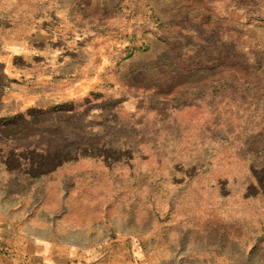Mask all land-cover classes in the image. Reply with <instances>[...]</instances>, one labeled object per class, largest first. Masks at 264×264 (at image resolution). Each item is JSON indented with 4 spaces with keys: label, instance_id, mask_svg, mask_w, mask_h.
Segmentation results:
<instances>
[{
    "label": "rangeland",
    "instance_id": "1",
    "mask_svg": "<svg viewBox=\"0 0 264 264\" xmlns=\"http://www.w3.org/2000/svg\"><path fill=\"white\" fill-rule=\"evenodd\" d=\"M6 77L0 264H264V0H0Z\"/></svg>",
    "mask_w": 264,
    "mask_h": 264
},
{
    "label": "crops",
    "instance_id": "2",
    "mask_svg": "<svg viewBox=\"0 0 264 264\" xmlns=\"http://www.w3.org/2000/svg\"><path fill=\"white\" fill-rule=\"evenodd\" d=\"M5 80L7 83L4 86L5 89L3 90V94H2L3 98H2V102L0 103V115L8 114L14 111H21L23 109L22 105H26V106L28 105V106H34V107H40V108H48L53 104V98L51 97V94L45 88L44 89L41 88V90H35L34 98L32 100L26 101L23 97L17 96V94L14 92L13 89L10 90L11 89L10 86H7V84H10L11 79L6 77ZM9 93H12V94L9 96L10 99H7V95ZM14 106L17 108L15 109ZM2 224L3 223L0 220V237L2 234L5 233V227L2 226ZM11 227L14 228V226H11ZM15 229L16 227L13 230Z\"/></svg>",
    "mask_w": 264,
    "mask_h": 264
},
{
    "label": "trees",
    "instance_id": "3",
    "mask_svg": "<svg viewBox=\"0 0 264 264\" xmlns=\"http://www.w3.org/2000/svg\"><path fill=\"white\" fill-rule=\"evenodd\" d=\"M253 12H256V10H253ZM259 14L261 15V14H262V12L260 11V12H259Z\"/></svg>",
    "mask_w": 264,
    "mask_h": 264
}]
</instances>
